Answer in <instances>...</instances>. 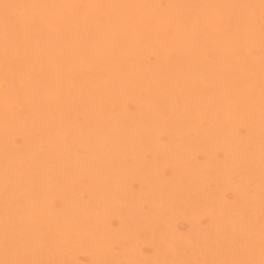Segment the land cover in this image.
<instances>
[{"label": "rangeland", "instance_id": "1", "mask_svg": "<svg viewBox=\"0 0 264 264\" xmlns=\"http://www.w3.org/2000/svg\"><path fill=\"white\" fill-rule=\"evenodd\" d=\"M0 264H264V0H0Z\"/></svg>", "mask_w": 264, "mask_h": 264}]
</instances>
